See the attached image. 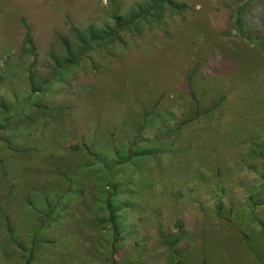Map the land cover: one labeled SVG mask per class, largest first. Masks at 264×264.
<instances>
[{"label":"rangeland","instance_id":"374dc122","mask_svg":"<svg viewBox=\"0 0 264 264\" xmlns=\"http://www.w3.org/2000/svg\"><path fill=\"white\" fill-rule=\"evenodd\" d=\"M178 1L58 70L56 35L114 24V1L0 0V264H264L234 237L264 213V0ZM185 120L113 169L131 204L114 249L96 156Z\"/></svg>","mask_w":264,"mask_h":264},{"label":"trees","instance_id":"16d2710c","mask_svg":"<svg viewBox=\"0 0 264 264\" xmlns=\"http://www.w3.org/2000/svg\"><path fill=\"white\" fill-rule=\"evenodd\" d=\"M114 10L112 17L114 24H107L103 27H97L93 24L88 25L84 29L77 26H71L70 34H57L56 40L58 50L51 53V61L56 69H62L67 66L77 65L86 55H88L97 44L112 40L121 39V34L126 30H132L142 21L149 18L159 19L164 14L165 9L174 12H182L187 5L178 0H142L133 4L130 9L125 12H120V0H113ZM243 27V24H242ZM26 44L30 46L34 53V42L31 36V31L28 29ZM33 91H41L43 86H35L33 77ZM187 120L180 122L175 128L166 130L165 133L157 136L154 139H146V144L135 146L129 149L115 150V156L108 159L104 156H96V160L102 166L106 181V188L103 190V202L107 212L104 222L109 223L113 232V247L116 249V243L121 238V221L122 213L125 209L131 206L128 194L130 190L126 181L116 180L113 169L124 164H139L148 157H152L158 152V149L153 144L154 141L161 142L163 139H171L174 133L179 131ZM0 124V129H1ZM264 201V199H263ZM257 203V202H255ZM264 225V222L261 221ZM30 254L26 264H31Z\"/></svg>","mask_w":264,"mask_h":264},{"label":"crops","instance_id":"0c3cea01","mask_svg":"<svg viewBox=\"0 0 264 264\" xmlns=\"http://www.w3.org/2000/svg\"><path fill=\"white\" fill-rule=\"evenodd\" d=\"M250 199L254 203L257 202L255 203V205L259 203L258 201L253 200V198H250ZM263 199H261L262 201L259 200L260 203H264ZM250 216L252 217V222L250 223V227L244 230V232H246L245 233L246 236L242 235L240 232H235L234 237L256 238L257 246L260 248V251L263 252L264 254V225L261 222V221L264 222V213H262V215L261 214L255 215L254 213L250 212ZM224 237L231 238V236L228 237V235ZM259 243H263V246L259 245Z\"/></svg>","mask_w":264,"mask_h":264}]
</instances>
